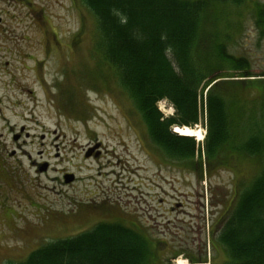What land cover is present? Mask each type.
Here are the masks:
<instances>
[{
	"label": "rangeland",
	"instance_id": "rangeland-1",
	"mask_svg": "<svg viewBox=\"0 0 264 264\" xmlns=\"http://www.w3.org/2000/svg\"><path fill=\"white\" fill-rule=\"evenodd\" d=\"M30 1L29 7L45 10L42 28L54 50L48 46L45 57L44 40H36L38 30L32 27L41 22L26 18L27 7L12 11L15 19L0 25L7 29L0 36V264H18L43 243L74 237L102 222L127 225L146 238L148 264H192L189 257L220 264L223 256L213 252L211 238L225 208L234 204L236 186L258 174L259 160L218 158L206 166L196 154L203 167L193 170L166 156L130 111L108 67L97 68L90 10L80 0ZM203 1L206 24L226 19L217 26L218 51L225 49L255 76L256 83L228 84L245 113L238 131L245 126L247 135L248 121L254 129L264 127V83L256 80L264 77V27L252 14V4L264 9V0L240 7L234 0ZM35 61L41 62L37 77ZM226 69L221 74L242 73ZM202 99L203 119L194 126L202 138L192 139L204 155L205 94ZM156 105L164 118L174 114L167 100Z\"/></svg>",
	"mask_w": 264,
	"mask_h": 264
},
{
	"label": "trees",
	"instance_id": "trees-1",
	"mask_svg": "<svg viewBox=\"0 0 264 264\" xmlns=\"http://www.w3.org/2000/svg\"><path fill=\"white\" fill-rule=\"evenodd\" d=\"M80 1L95 17L97 68L108 67L132 105L130 111L140 116L159 150L193 170L203 167V162L195 161L196 154L206 166L218 158L222 162L245 157L259 160L253 180L234 189L236 197L230 200L234 204L225 208L227 213L210 242L213 252L223 256L220 264H264V127L254 129L248 121L249 134L245 126L238 131L245 113L228 84L256 81L242 69V61L231 60L225 49L223 54L218 51L217 26L226 19L206 24L203 0ZM250 2L254 1L233 3L240 7L251 6ZM253 5L255 23L262 28L264 9ZM205 29L207 42L201 46ZM226 67L242 73L221 74ZM259 76L257 82L264 83ZM203 94L207 133L201 155L192 137L176 135L170 128H193L203 119L198 109ZM162 99L172 105V116L164 118L157 109ZM148 255L151 248L146 238L120 223L102 222L74 237L45 242L18 264H148Z\"/></svg>",
	"mask_w": 264,
	"mask_h": 264
},
{
	"label": "flooded vegetation",
	"instance_id": "flooded-vegetation-1",
	"mask_svg": "<svg viewBox=\"0 0 264 264\" xmlns=\"http://www.w3.org/2000/svg\"><path fill=\"white\" fill-rule=\"evenodd\" d=\"M10 1H12V3H10ZM5 2V1H4ZM6 3L7 5H0V25L1 26H5V23L7 21V19H15L14 16H11L10 13H12V11L14 12V10L16 9H19V8H23V9H26L27 7V16L26 18L27 19H31L32 22L34 21H38V22H41V24L39 23L38 25L36 26H32V27H36V29L38 30V33H37V37H36V40H44V44H45V57L48 55L47 54V51L49 48L50 50H54L53 49V46H52V43L48 41L47 39V36H48V31L47 30H44V28H42V24H46L47 25V22H45L44 20L41 21V19H46L45 17L47 15H45V10L44 9H38L37 7H29L31 6V1L30 0H6ZM42 30V31H41ZM6 34L7 33V29L5 27H2L0 29V36H3V34ZM81 31L78 30V36L80 35ZM54 34V33H52ZM54 37L56 38V35L54 34ZM54 39V38H53ZM57 44L60 46L61 43H59L57 40H56ZM56 45V47L58 46ZM49 46V48H48ZM71 46V44H70ZM56 50V49H55ZM43 57V56H42ZM35 61V64L34 65V71H36V74L34 77H37V71H38V66L39 64H41V62H37ZM40 81V79L38 80ZM43 80L41 81V84H43ZM43 86V85H40V87ZM30 93H31V90H28ZM91 149V147L89 148V150ZM91 152V151H90ZM127 226V225H125ZM189 261L192 263V264H205V263H202V261L200 262H194L193 263V259L192 258H189Z\"/></svg>",
	"mask_w": 264,
	"mask_h": 264
},
{
	"label": "bare ground",
	"instance_id": "bare-ground-1",
	"mask_svg": "<svg viewBox=\"0 0 264 264\" xmlns=\"http://www.w3.org/2000/svg\"><path fill=\"white\" fill-rule=\"evenodd\" d=\"M175 131L178 135H182V136H192V137H197V139L200 136V135H197L199 133L198 128L193 129V128H189V127H175ZM201 138H202V136H201ZM201 138L198 140H201ZM177 264H183V262L178 261Z\"/></svg>",
	"mask_w": 264,
	"mask_h": 264
},
{
	"label": "water",
	"instance_id": "water-1",
	"mask_svg": "<svg viewBox=\"0 0 264 264\" xmlns=\"http://www.w3.org/2000/svg\"><path fill=\"white\" fill-rule=\"evenodd\" d=\"M175 127H176V126L172 127L171 132L174 133V134H177L176 131H175ZM71 179H72V178H71V176H70L69 178L66 179V182H68V181L71 180Z\"/></svg>",
	"mask_w": 264,
	"mask_h": 264
}]
</instances>
